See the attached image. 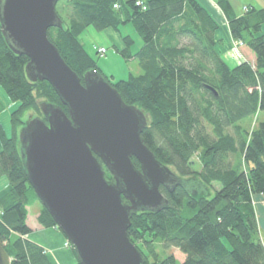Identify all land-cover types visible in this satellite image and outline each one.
<instances>
[{
	"label": "trees",
	"instance_id": "trees-1",
	"mask_svg": "<svg viewBox=\"0 0 264 264\" xmlns=\"http://www.w3.org/2000/svg\"><path fill=\"white\" fill-rule=\"evenodd\" d=\"M60 2L67 10L65 17L57 10L63 27H51L49 38L82 82L88 71L100 69L81 34L90 26L119 31L118 51L137 59L143 72L115 83L106 78L127 104L149 116L144 143L182 180L165 192L168 207L132 217L129 237L145 264H264L255 203L264 196V120L249 129L241 124L264 113V8L251 6L238 15L229 0H217L232 37L244 41L254 57L230 66L217 47L220 23L202 0H146L145 9L137 0ZM128 23L143 42L135 52V39L121 30ZM29 61L11 48L0 23V85L19 102L11 114V134L0 120V176L10 184L0 197V242L12 264H55L42 245L27 238L29 207L39 198L24 167L19 132L27 124L26 112L42 114L44 100L69 109L48 81L29 79ZM134 163L140 167L135 158ZM38 221L60 230L44 206ZM161 247L178 248L184 260L162 255Z\"/></svg>",
	"mask_w": 264,
	"mask_h": 264
},
{
	"label": "water",
	"instance_id": "water-1",
	"mask_svg": "<svg viewBox=\"0 0 264 264\" xmlns=\"http://www.w3.org/2000/svg\"><path fill=\"white\" fill-rule=\"evenodd\" d=\"M60 1L0 0L3 34L16 53L29 57V79L48 81L69 109L41 103L42 115L23 130L24 167L80 264H145L129 237L132 217L168 207L160 187L182 180L144 143L145 111L127 104L98 70L82 82L50 40L49 29L63 27ZM0 264H12L1 242Z\"/></svg>",
	"mask_w": 264,
	"mask_h": 264
},
{
	"label": "rangeland",
	"instance_id": "rangeland-1",
	"mask_svg": "<svg viewBox=\"0 0 264 264\" xmlns=\"http://www.w3.org/2000/svg\"><path fill=\"white\" fill-rule=\"evenodd\" d=\"M229 1L231 2L232 7L236 13H239L241 11H247L248 10L247 6L249 7L255 6L257 8H261V6L264 7V0H229ZM212 2L218 5L217 0H212ZM217 5L216 7L219 13L221 12L222 15H225L222 8L219 5L218 6ZM57 10L60 12L62 16L65 17L66 11H67L66 3L58 2ZM227 23L229 25L228 20H227ZM121 30L124 34H130L135 39V43L132 46L131 50L133 52L137 51L141 47L143 42H142L141 37L136 32L134 26L131 23H128L122 26ZM81 40L86 50L88 51V53L95 60L97 66L100 69V72L104 76H107L112 83L118 82L119 80L127 79L131 73L141 74L143 72L137 59L134 58L131 60H127L118 51V49H121V46H123L119 31H116L112 28L98 30L94 26H90L81 34ZM233 41H237V40H233ZM238 42L239 41H237V43ZM222 45L223 46L226 45V42H222ZM232 46H233L234 51L236 52L234 48V44H232ZM101 47H104L107 49V53L105 55H100V53H98V49ZM239 50L241 53V55L239 54V56L243 57L242 53L244 52L245 54V48H243V46H240ZM227 60L230 66H234V63L230 62L229 59ZM0 104L3 108V111L0 114V120L4 124L6 131L9 134H11V131H12L11 114L19 106V102L12 101L8 97L7 93L5 92V90L3 89L1 85H0ZM37 116H41L40 113L30 110L26 112V114L24 115V121L26 123H29L32 119H34ZM262 120H264V113L261 114V117L257 116L255 118L245 119L244 121H242L241 124L244 125V127L249 129L250 127L257 126L259 122ZM23 130L19 132L21 145H22V138H23ZM195 159L197 158L195 157ZM195 167L200 168L201 164L197 162ZM171 169L173 170V168ZM6 184L9 185L8 177L6 175L0 176V186H5ZM255 203H256L257 214H258V218L260 222V227L263 228L261 229H262V238L264 240V212L262 213V210H264L263 201L257 198L255 200ZM31 206H32L30 209L31 214H34L40 208L42 210V207H43L42 202L40 200L35 201L34 205H31ZM65 246L68 248H71L74 251L73 246L69 243L68 240L66 241ZM159 251L161 252L162 255L174 254L179 261L184 260V253H182L176 247H166V248L161 247L159 248Z\"/></svg>",
	"mask_w": 264,
	"mask_h": 264
},
{
	"label": "crops",
	"instance_id": "crops-1",
	"mask_svg": "<svg viewBox=\"0 0 264 264\" xmlns=\"http://www.w3.org/2000/svg\"><path fill=\"white\" fill-rule=\"evenodd\" d=\"M202 1L211 9V11L213 12V14L220 23V27L215 33V38L217 41V47L221 51L224 60L228 63L227 59H229L230 62L234 63V66H236L243 60L246 61H249L250 59L253 60L254 59L253 55L250 54L247 49H245V54L244 52L242 53L243 57L242 56L239 57V55L235 53L232 46L234 38L231 35L230 28L227 23V18L225 15H222L221 12L219 13L216 7L217 4H214L212 0H202ZM261 8L264 7L261 6ZM244 12L245 11H241L236 14L242 15ZM262 32H264V24L262 25ZM222 42H226V45L223 46ZM261 114L262 113H260V116ZM0 149H1V143H0ZM9 189H10V184L9 185L6 184L5 186H0V197H2ZM257 197L259 198V200L264 201V196L259 195ZM31 207L32 206L29 207L27 222L30 228L32 229V232L27 235V238L42 245L47 250L49 256L52 258L55 264H76L77 263L76 254L71 248L65 246V243L67 241L65 235L60 230L54 227H45L41 225L38 221L41 208L38 209L34 214H31V210H30ZM263 212L264 210H262V213Z\"/></svg>",
	"mask_w": 264,
	"mask_h": 264
},
{
	"label": "built area",
	"instance_id": "built-area-1",
	"mask_svg": "<svg viewBox=\"0 0 264 264\" xmlns=\"http://www.w3.org/2000/svg\"><path fill=\"white\" fill-rule=\"evenodd\" d=\"M136 4L143 6L144 9L147 7V4L142 0H137ZM115 7H117V5ZM237 41H239V42L237 43ZM237 41H234V48H235L236 52L241 55L239 47L243 45L244 41H242V40H237ZM98 52L101 55H105L107 53V49L104 47H101L98 49Z\"/></svg>",
	"mask_w": 264,
	"mask_h": 264
},
{
	"label": "flooded vegetation",
	"instance_id": "flooded-vegetation-1",
	"mask_svg": "<svg viewBox=\"0 0 264 264\" xmlns=\"http://www.w3.org/2000/svg\"><path fill=\"white\" fill-rule=\"evenodd\" d=\"M40 115H42V114H40ZM160 189H161V191L163 192V194L167 197V195H166V193H171L173 190H174V187H173V185H171V184H168V185H162L161 187H160ZM166 192V193H165Z\"/></svg>",
	"mask_w": 264,
	"mask_h": 264
}]
</instances>
